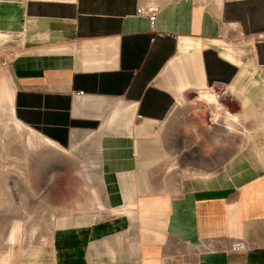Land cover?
Here are the masks:
<instances>
[{"label": "crops", "instance_id": "obj_1", "mask_svg": "<svg viewBox=\"0 0 264 264\" xmlns=\"http://www.w3.org/2000/svg\"><path fill=\"white\" fill-rule=\"evenodd\" d=\"M137 4L157 7L152 26ZM3 36L15 119L59 146L98 136L110 196L137 175L135 145L163 128L181 146L165 235L136 242L132 264H264V0H0ZM222 86L232 127L190 111ZM104 238L58 243L56 263L129 264Z\"/></svg>", "mask_w": 264, "mask_h": 264}, {"label": "rangeland", "instance_id": "obj_2", "mask_svg": "<svg viewBox=\"0 0 264 264\" xmlns=\"http://www.w3.org/2000/svg\"><path fill=\"white\" fill-rule=\"evenodd\" d=\"M5 40L6 36L0 37V262L10 253L15 264L56 263L58 243L67 244L70 239L73 246L84 245V239L92 236L93 241L107 237L108 248L123 251L124 260L132 264L136 242H151L152 234L158 235L156 239L165 235L162 217L169 211L165 205L180 195L181 146H167L161 137L166 133L163 128L156 133L157 143L135 145L137 175L116 176L122 192L118 194L110 181L115 188L110 196L98 136L52 146L46 142L51 140L15 119L4 75L12 51ZM209 91L202 93L215 99L206 94V102L201 93L194 95L189 98L190 111L231 125L230 120L237 118L232 114L239 107L232 101L237 96L224 86ZM80 258L89 261V257ZM117 258L111 255L106 260L115 263Z\"/></svg>", "mask_w": 264, "mask_h": 264}, {"label": "built area", "instance_id": "obj_3", "mask_svg": "<svg viewBox=\"0 0 264 264\" xmlns=\"http://www.w3.org/2000/svg\"><path fill=\"white\" fill-rule=\"evenodd\" d=\"M136 13L139 14V15H142L144 17H146L149 21V24L152 26L153 23H154V20L156 18V15H157V7L153 4L149 5V6H144V5H141V4H137V7H136ZM74 95H82L83 94V91L80 90V91H77V92H73Z\"/></svg>", "mask_w": 264, "mask_h": 264}, {"label": "bare ground", "instance_id": "obj_4", "mask_svg": "<svg viewBox=\"0 0 264 264\" xmlns=\"http://www.w3.org/2000/svg\"><path fill=\"white\" fill-rule=\"evenodd\" d=\"M208 99H212V100H214L215 99V97L214 96H212V95H210V94H208ZM29 142V141H28ZM46 142H47V144H49V145H52V146H54V143L53 142H51V141H48V140H46ZM139 184V183H138ZM138 188V187H137ZM136 188V189H137ZM140 188V187H139ZM139 192V191H138ZM15 233V232H14ZM12 239H14V234H12V236L10 237V240H12Z\"/></svg>", "mask_w": 264, "mask_h": 264}]
</instances>
